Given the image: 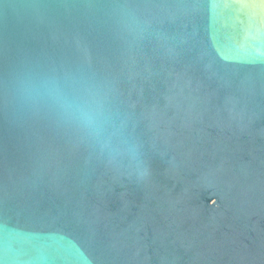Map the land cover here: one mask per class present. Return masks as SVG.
I'll use <instances>...</instances> for the list:
<instances>
[{
	"label": "water",
	"instance_id": "1",
	"mask_svg": "<svg viewBox=\"0 0 264 264\" xmlns=\"http://www.w3.org/2000/svg\"><path fill=\"white\" fill-rule=\"evenodd\" d=\"M21 72L105 132L15 107ZM0 264H264V0H0Z\"/></svg>",
	"mask_w": 264,
	"mask_h": 264
},
{
	"label": "clouds",
	"instance_id": "2",
	"mask_svg": "<svg viewBox=\"0 0 264 264\" xmlns=\"http://www.w3.org/2000/svg\"><path fill=\"white\" fill-rule=\"evenodd\" d=\"M9 94L18 109L47 108L61 121L74 124L95 138L105 132L111 120L100 94L70 75L61 80L55 75L17 73L10 81Z\"/></svg>",
	"mask_w": 264,
	"mask_h": 264
}]
</instances>
